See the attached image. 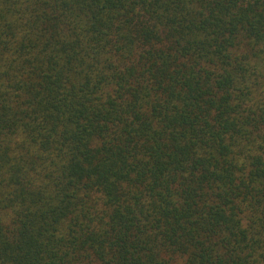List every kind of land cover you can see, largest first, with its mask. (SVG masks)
Wrapping results in <instances>:
<instances>
[{"label": "trees", "instance_id": "trees-1", "mask_svg": "<svg viewBox=\"0 0 264 264\" xmlns=\"http://www.w3.org/2000/svg\"><path fill=\"white\" fill-rule=\"evenodd\" d=\"M0 264H264V0H0Z\"/></svg>", "mask_w": 264, "mask_h": 264}]
</instances>
